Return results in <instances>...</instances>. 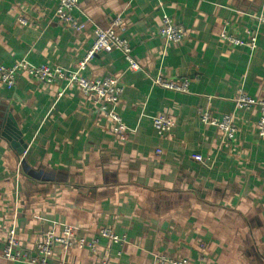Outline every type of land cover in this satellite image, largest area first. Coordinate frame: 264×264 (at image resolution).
Returning a JSON list of instances; mask_svg holds the SVG:
<instances>
[{"label":"crops","instance_id":"1","mask_svg":"<svg viewBox=\"0 0 264 264\" xmlns=\"http://www.w3.org/2000/svg\"><path fill=\"white\" fill-rule=\"evenodd\" d=\"M57 5L0 0V66L75 70L96 28L121 18L120 33L141 69L131 70L113 51L95 56L82 74L117 78L124 87L111 109L127 126L125 139L79 88L45 85L26 72L13 90L0 86V251L11 229L33 250L48 234L73 226L87 242L103 228L127 236L124 245L101 241L108 264H155L158 255L189 264H264L261 108L235 103L240 89L264 100V0H79L74 15L88 23L81 32L56 21ZM165 14L185 30L183 41L160 36ZM226 34L244 44H230ZM158 76L189 79V92L155 85ZM201 110L233 115L234 139L202 122ZM158 114L175 122L165 139L153 128ZM10 116L19 145L27 146L23 153L4 135ZM99 262L87 247H55L49 264ZM0 264L28 263L0 258Z\"/></svg>","mask_w":264,"mask_h":264},{"label":"built area","instance_id":"2","mask_svg":"<svg viewBox=\"0 0 264 264\" xmlns=\"http://www.w3.org/2000/svg\"><path fill=\"white\" fill-rule=\"evenodd\" d=\"M57 2V10L55 13L56 21L71 29L73 32H81L87 26V22L77 19L74 15L78 9L79 0H54ZM23 25L27 24L24 18L19 19ZM259 21L264 23V16H261ZM125 25L119 17L115 18L112 26L108 29L97 27L95 30V41L87 53L86 57L78 62L75 70L63 68L61 66L41 65L38 67L29 66L25 63H19L12 67L0 66V86L13 90L16 87L18 76L21 72H26L35 81L45 85L63 84L64 88H79L83 95L95 106L97 112L109 122L111 131L118 136L120 140L125 139L127 126L122 117L116 111L111 109L118 105L123 93L124 87L121 86L117 78L109 77L104 79H88L83 76V72L87 68V64L98 54L102 52H122L125 60L129 63V68L133 71H139L140 65L136 62L132 55V48L128 40L122 37ZM121 32V33H120ZM159 34L165 40L172 43H179L185 37V30L177 26L173 19L165 14L162 17V25L159 29ZM251 36L248 45L252 48L256 45V36ZM223 39L234 46L243 45L244 42L231 35H223ZM154 84L168 90L187 93L189 92V79L180 81L156 77ZM236 106L239 109L249 110L253 106H260L261 117L257 123L259 135L264 138V100H256L250 97L243 89L237 93L235 100ZM199 118L202 122L218 127L224 137L232 141L236 134L233 115H223L222 117H212L207 110L199 112ZM175 122L172 117L164 114H158L153 119V128L157 135L163 139L174 128ZM157 153H161L159 150ZM193 159L199 162H204L202 155L194 154ZM102 240H107L114 244L124 245L127 243L126 235H119L111 228H103L90 241L87 242L78 236L77 229L73 226H65L62 234H48L40 242H38L33 250L23 247L21 241L16 236V231L11 229L4 241V247L0 251V258L9 262H25L28 264H49L50 258L53 256L55 247L64 248H88L92 254L99 257V264H108V256L100 251V243ZM35 252L34 254L32 252ZM155 264H189L186 259H171L165 255L156 256Z\"/></svg>","mask_w":264,"mask_h":264},{"label":"water","instance_id":"3","mask_svg":"<svg viewBox=\"0 0 264 264\" xmlns=\"http://www.w3.org/2000/svg\"><path fill=\"white\" fill-rule=\"evenodd\" d=\"M16 127H17L16 121L14 120V118L12 116H10L9 119H8V124H7V129L8 130L4 133V135H5V137H7L12 142L14 148H16V150L19 153H23L24 150H25V147H27V146L19 145V142L17 141V139L21 135V133L18 130H16ZM15 130L18 131V134L15 137L14 136L10 137L8 135V132L14 131V133H15Z\"/></svg>","mask_w":264,"mask_h":264},{"label":"rangeland","instance_id":"4","mask_svg":"<svg viewBox=\"0 0 264 264\" xmlns=\"http://www.w3.org/2000/svg\"><path fill=\"white\" fill-rule=\"evenodd\" d=\"M236 98H237V96H236ZM236 98H235V100H236ZM212 116V115H211ZM213 117V116H212ZM193 157V156H192ZM199 162V161H198ZM52 258V257H51ZM51 258H50V260H51ZM50 262V261H49Z\"/></svg>","mask_w":264,"mask_h":264}]
</instances>
